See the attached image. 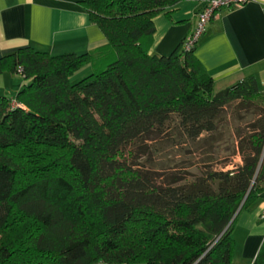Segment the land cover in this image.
<instances>
[{
	"label": "trees",
	"instance_id": "16d2710c",
	"mask_svg": "<svg viewBox=\"0 0 264 264\" xmlns=\"http://www.w3.org/2000/svg\"><path fill=\"white\" fill-rule=\"evenodd\" d=\"M181 1L81 0L105 46L0 58L27 82L0 95V264H235L236 219L264 191V91H216L198 43L150 54ZM162 146L181 155L159 173ZM222 153L241 164L213 166Z\"/></svg>",
	"mask_w": 264,
	"mask_h": 264
},
{
	"label": "crops",
	"instance_id": "0c3cea01",
	"mask_svg": "<svg viewBox=\"0 0 264 264\" xmlns=\"http://www.w3.org/2000/svg\"><path fill=\"white\" fill-rule=\"evenodd\" d=\"M81 0H0V58L22 48L53 56L94 53L107 40ZM205 0H183L154 18L156 33L151 55L169 56L198 27ZM195 56L214 79L216 91L253 76L264 91V0L223 9L207 24ZM85 68L76 78L88 74ZM16 82L9 90L4 82ZM10 81V82H11ZM2 82V83H1ZM27 82L20 74L0 75V95L15 101ZM11 85V84H9ZM264 191L247 211L239 213L233 236L235 264H253L264 254Z\"/></svg>",
	"mask_w": 264,
	"mask_h": 264
},
{
	"label": "rangeland",
	"instance_id": "374dc122",
	"mask_svg": "<svg viewBox=\"0 0 264 264\" xmlns=\"http://www.w3.org/2000/svg\"><path fill=\"white\" fill-rule=\"evenodd\" d=\"M87 75V74H86ZM86 75H83L82 77H85ZM79 77V78H82ZM11 80H7L6 82H4L5 85L3 86H7L6 88L9 90H12L14 92V90L17 88L16 86V82H10ZM2 83V82H1ZM11 84V85H9ZM2 85L0 84V87ZM1 92V91H0ZM9 98H11V95H8ZM15 105V103H14ZM239 128L238 129H242L245 128L246 124L244 123H238L236 124ZM235 125H233L234 127ZM179 150L178 149H172L171 147L167 148V147H160V151L157 152V154H153L152 157V162H151V169L161 173L163 171V169L166 167V163H176V161H180L177 157L181 154L178 153ZM17 156H19V152L15 153ZM179 154V155H178ZM168 155H172L171 157H168ZM199 155H197L198 157ZM215 156V155H214ZM177 158L175 159L174 162H169L167 159L168 158ZM200 157V156H199ZM198 161V158L193 159L191 164L195 165V163ZM214 162L211 163L213 166L217 167V168H221V167H227L229 168H233L234 166L241 164L242 160L240 156H232V154H226V153H222L220 156H216L214 157ZM189 166V165H188Z\"/></svg>",
	"mask_w": 264,
	"mask_h": 264
},
{
	"label": "built area",
	"instance_id": "2783aa9c",
	"mask_svg": "<svg viewBox=\"0 0 264 264\" xmlns=\"http://www.w3.org/2000/svg\"><path fill=\"white\" fill-rule=\"evenodd\" d=\"M254 0H205V7L198 15L199 24L197 29L188 36L184 41V48L191 50L195 47L198 41L201 39L205 32V28L209 22H211L216 15L223 9H236L240 8ZM264 217V213H263ZM96 264H109L106 262H98Z\"/></svg>",
	"mask_w": 264,
	"mask_h": 264
}]
</instances>
